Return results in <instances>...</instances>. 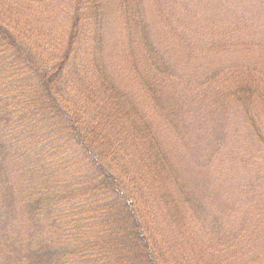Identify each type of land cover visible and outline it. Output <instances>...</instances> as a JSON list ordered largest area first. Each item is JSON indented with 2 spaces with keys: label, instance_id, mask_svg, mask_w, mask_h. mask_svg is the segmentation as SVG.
I'll use <instances>...</instances> for the list:
<instances>
[{
  "label": "trees",
  "instance_id": "16d2710c",
  "mask_svg": "<svg viewBox=\"0 0 264 264\" xmlns=\"http://www.w3.org/2000/svg\"><path fill=\"white\" fill-rule=\"evenodd\" d=\"M33 1L1 0L0 264H264V180L207 222L163 141L238 114L264 147V0H69L48 60L10 29Z\"/></svg>",
  "mask_w": 264,
  "mask_h": 264
},
{
  "label": "rangeland",
  "instance_id": "374dc122",
  "mask_svg": "<svg viewBox=\"0 0 264 264\" xmlns=\"http://www.w3.org/2000/svg\"><path fill=\"white\" fill-rule=\"evenodd\" d=\"M48 2L49 0L36 4L33 1L27 3V7L25 4L26 12L21 15L24 20L19 18V26L9 27L12 34L17 36L24 46L25 53L30 52L40 60L41 57L48 60L50 54L57 51L59 37L66 33L69 16V0H52L49 7L51 9L46 10L45 6ZM3 10L0 0V16ZM244 57L242 53L233 55L235 60ZM249 59L256 63L255 67L264 75V54H256ZM183 115L185 117L188 115L192 120L202 119L201 114L193 107L186 108ZM253 115L264 142V116L257 112ZM223 119L222 129L210 123H205L204 127H198L199 132L204 131V136L203 140L197 142L195 146L190 143L189 147L183 149L180 147L182 145L177 143L180 137L163 138L165 143H170L174 148L172 150L174 157L170 161L173 165V173H176L178 180L183 181L182 185L187 186L186 191H189L200 202L204 209L205 221L212 223L220 215L225 202L231 205L233 196L241 192V189L237 190L238 184L251 183L246 186V190L258 192L261 189L260 183L264 180V147L261 141L253 136L252 132L249 134L253 137L247 136L245 126L238 114H230L228 118ZM181 130L183 131L184 128ZM161 133H163L162 130ZM178 135L182 136V132ZM242 162H248L249 168L245 173L240 171L243 166ZM255 164H257V178L254 177L253 172ZM16 210L19 208L17 207ZM16 220L19 222L18 219ZM21 224L33 233L35 229L33 225L27 227L24 223L21 222ZM30 232L24 233L22 239L27 241L30 234V242L38 241V238ZM162 233L161 230H154L153 239L157 238L160 242L161 239L158 237H162Z\"/></svg>",
  "mask_w": 264,
  "mask_h": 264
}]
</instances>
